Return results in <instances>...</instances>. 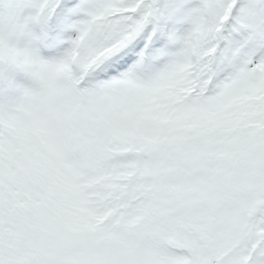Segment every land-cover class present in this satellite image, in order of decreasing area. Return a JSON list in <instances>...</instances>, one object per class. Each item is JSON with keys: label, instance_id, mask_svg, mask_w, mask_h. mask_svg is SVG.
<instances>
[{"label": "snow or ice", "instance_id": "snow-or-ice-1", "mask_svg": "<svg viewBox=\"0 0 264 264\" xmlns=\"http://www.w3.org/2000/svg\"><path fill=\"white\" fill-rule=\"evenodd\" d=\"M0 264H264V0H0Z\"/></svg>", "mask_w": 264, "mask_h": 264}]
</instances>
